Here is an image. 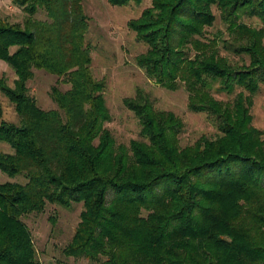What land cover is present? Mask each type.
Here are the masks:
<instances>
[{
  "label": "trees",
  "instance_id": "obj_1",
  "mask_svg": "<svg viewBox=\"0 0 264 264\" xmlns=\"http://www.w3.org/2000/svg\"><path fill=\"white\" fill-rule=\"evenodd\" d=\"M13 2L25 18L0 17V60L16 79L11 86L0 76V90L19 122L0 121V142L14 149L0 152V171L25 181L0 182V264H42L23 217L49 204H82L67 257L264 264V136L252 114L264 84V0H153L128 22L147 45L136 63L148 78L170 90L184 84L189 108L220 131L187 145L183 119L141 97L124 102L139 119V138L117 144L104 126L112 119L107 81L93 73L84 0ZM215 8L225 30L212 33ZM36 69L58 77L49 93L56 106L44 109L29 93Z\"/></svg>",
  "mask_w": 264,
  "mask_h": 264
},
{
  "label": "rangeland",
  "instance_id": "obj_2",
  "mask_svg": "<svg viewBox=\"0 0 264 264\" xmlns=\"http://www.w3.org/2000/svg\"><path fill=\"white\" fill-rule=\"evenodd\" d=\"M152 1L143 0L140 5L131 3L127 6H115L108 0H84L86 13L90 17L88 41L93 48V73L97 78H105L107 81L105 98L112 119L104 126L112 131L117 144H129L131 139L139 138V119L124 102L127 98L141 97L151 102L155 108L173 111L183 119L185 127L180 134L181 145L192 144L203 135L215 138L219 135V129L206 113L195 112L189 108V94L184 84H180L176 90H170L149 79L136 63V57L146 51L147 45L137 40L136 33L128 27V22L139 17L145 8L152 5ZM215 12L217 20L209 28L212 33L219 29L225 30L217 8ZM0 17L12 22L23 21L25 13L13 0H0ZM37 17L46 19V14L41 11ZM248 22L257 25L254 19H249ZM222 53L226 54L227 51L223 50ZM235 58L239 59L238 56ZM0 76L9 85H14L16 75L13 69L1 60ZM57 79V76L45 70L36 69L34 78L28 81L29 93L37 99L40 107L48 109L56 106L49 93ZM60 87L66 90L70 85L62 84ZM214 95L223 100L234 97V94L227 93L214 92ZM252 114L253 124L263 131L264 136V84L253 96ZM1 120L19 122V115L14 103L0 90ZM13 151L9 144L0 142V152ZM5 181L24 182L25 178L11 177L0 171V182ZM111 197L110 192L108 200ZM81 210L82 204H75L73 209L49 204L44 212L23 217L32 231L37 255L42 264H97L86 258L67 257L63 252L64 246L75 233ZM52 218H56L55 223Z\"/></svg>",
  "mask_w": 264,
  "mask_h": 264
}]
</instances>
